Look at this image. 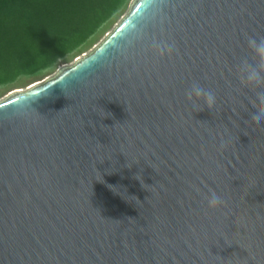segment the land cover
<instances>
[{
    "label": "water",
    "instance_id": "water-1",
    "mask_svg": "<svg viewBox=\"0 0 264 264\" xmlns=\"http://www.w3.org/2000/svg\"><path fill=\"white\" fill-rule=\"evenodd\" d=\"M249 37L264 0H132L92 50L2 98L0 264H264Z\"/></svg>",
    "mask_w": 264,
    "mask_h": 264
},
{
    "label": "trees",
    "instance_id": "trees-1",
    "mask_svg": "<svg viewBox=\"0 0 264 264\" xmlns=\"http://www.w3.org/2000/svg\"><path fill=\"white\" fill-rule=\"evenodd\" d=\"M127 0H0V86L76 50Z\"/></svg>",
    "mask_w": 264,
    "mask_h": 264
},
{
    "label": "clouds",
    "instance_id": "clouds-1",
    "mask_svg": "<svg viewBox=\"0 0 264 264\" xmlns=\"http://www.w3.org/2000/svg\"><path fill=\"white\" fill-rule=\"evenodd\" d=\"M155 3L156 0H153ZM138 29H133L134 34ZM130 34H126L121 37V41H126ZM248 47L252 50L255 59L257 60V67H253L251 64L246 65L245 72L246 76L242 77V84L245 86L256 85L259 86L264 84V77L261 76V72H264V38L257 40L255 37H249ZM160 55H164L165 52L171 54L173 47L171 45H157ZM257 68L259 70H257ZM186 98L188 101L193 103V106L197 108L198 111L203 110L205 107L211 110L216 103V97L213 92L202 88L198 83H194L190 90L186 92ZM200 101H203V105H200ZM253 107L257 111L251 114V120L257 124L264 122V92H258L255 99L252 101ZM224 201L222 198L213 190L211 195L208 197V207L215 209L222 205Z\"/></svg>",
    "mask_w": 264,
    "mask_h": 264
},
{
    "label": "rangeland",
    "instance_id": "rangeland-1",
    "mask_svg": "<svg viewBox=\"0 0 264 264\" xmlns=\"http://www.w3.org/2000/svg\"><path fill=\"white\" fill-rule=\"evenodd\" d=\"M132 0H127L124 6L110 18L105 24H103L94 35H92L84 44L79 46L76 50L63 57L58 58L48 67L38 70L31 74H22L18 76L14 81L3 84L0 86V100L15 90H24L34 83L40 82L46 78L54 75L62 66L72 64L78 57L88 53L93 47L98 44L108 32L119 22V20L127 12Z\"/></svg>",
    "mask_w": 264,
    "mask_h": 264
}]
</instances>
